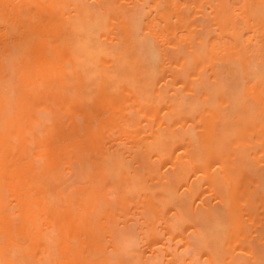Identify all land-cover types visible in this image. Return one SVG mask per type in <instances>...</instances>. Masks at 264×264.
Listing matches in <instances>:
<instances>
[{
    "label": "bare ground",
    "instance_id": "bare-ground-1",
    "mask_svg": "<svg viewBox=\"0 0 264 264\" xmlns=\"http://www.w3.org/2000/svg\"><path fill=\"white\" fill-rule=\"evenodd\" d=\"M85 1L0 0V264H242L235 260L237 246L250 256L261 252L264 0H147V23L120 0H96L100 18ZM197 15L207 25L195 23ZM197 27L207 29L206 38L197 39L200 48L193 43ZM140 30L150 40L138 42ZM93 35L95 47L87 42ZM236 77L240 96L229 89ZM210 80L213 92L204 85ZM220 109H233L234 116ZM132 161L135 168L148 161L139 168L143 177L130 170ZM255 162L263 165L256 173L248 168ZM166 163L175 173L182 168L173 197L168 187L155 185ZM203 191L225 204L219 208L226 215L211 214L215 208L204 202ZM186 197L205 204L201 216L209 211L214 225L227 216L219 227L227 232L215 228L228 234L217 233L225 248L221 243L206 251L198 224L190 226L196 219L187 215L191 209H173L189 207ZM253 237L261 247H253ZM229 246L234 260L225 254Z\"/></svg>",
    "mask_w": 264,
    "mask_h": 264
},
{
    "label": "rangeland",
    "instance_id": "rangeland-1",
    "mask_svg": "<svg viewBox=\"0 0 264 264\" xmlns=\"http://www.w3.org/2000/svg\"><path fill=\"white\" fill-rule=\"evenodd\" d=\"M88 2H90V4H89ZM120 2L122 3V5H123L127 10H128V8H130V9L133 8V13H134V12L136 13V11H137L138 13H141V14H137V17H136V18H138L139 15H140V17H139V21H141V22H145V21H146L145 23H147V20H148V19H146V18L148 17V16H147L148 14H147L146 12H148V11L150 10V9L148 8L149 5H147V4H148V3H147V0H145L144 3H142L140 0H120ZM85 3H88V4L90 5L89 8H90L92 11H94L95 13H97V15H99V13H100V8H98V7H99V4H98V2H97L96 0H86ZM141 3H142L143 5H142ZM88 4H86V5L89 6ZM138 5H139L140 7H139ZM123 6H122V8H123ZM137 7H138V8H137ZM122 8H121V9H122ZM136 9H137V10H136ZM145 9H146V10H145ZM95 10H97V11H95ZM101 10H102V9H101ZM139 10H140V11H139ZM142 10H144V11H142ZM124 11H125V10H124ZM131 11H132V10H131ZM131 11L128 10V12H130V13H131ZM133 13H131V14H133ZM145 14H147V15H145ZM151 14H152V13H151ZM97 15H96V14H93V16H95L96 18H97V17L100 18L103 14H102V12H101L99 16H97ZM144 15H145L146 17H144ZM152 15H154V14H152ZM152 15H151V16H152ZM197 16H198V18H197ZM197 16H196L195 18H197L198 20L194 18V19H195V23L199 22V23H197V24H199V25H200V22H202V23L205 22L204 25L207 23V21H205L206 19L204 20V19L201 18V17H203V16H201V15H197ZM200 16H201V17H200ZM203 18H204V17H203ZM145 19H146V20H145ZM200 19L203 20V21H201ZM95 23H96V22H95ZM206 25H207V24H206ZM105 26H106V25H105ZM202 27H203V25H202ZM116 28H117L118 30L120 29V28H118V26H116ZM197 28H199V27H197ZM204 28H205V27H204ZM204 28H202V29H204ZM195 29H196V28H195ZM202 29L199 28V29L195 30V31L199 34L197 38H194V37H196L197 35H195V34H192V35H191V38H194V40L192 39V40H193V43H194V42L196 43V42L198 41V42H197V43H198V44H197V47L193 44L196 48H200V47H202V43L199 42V40H197V39L200 38L201 36H202L201 38H206V36H207V34H206V33H207V32H206L207 29H206L205 31H204V30L202 31ZM200 30H201V33H202V32H204V33L201 34V33H200ZM148 34H149V33H148ZM204 34H206V35H204ZM94 35H95V36H96V35H99V33H98V34H94ZM94 35H93L90 39L87 40V42H89L88 44H89L90 46H92V45L95 43V41L98 39V37H100V35H99V36H96V37H95ZM178 35H179V34H178ZM194 35H195V36H194ZM203 35H204V36H203ZM142 36H144V37H142ZM146 36H147V37H146ZM180 36L182 37L181 34H180ZM180 36H178L179 41H180ZM94 37L96 38V40H95L94 42H91V40H94V39H92V38H94ZM138 37H139L141 40H140ZM145 37H146V38H145ZM142 38H144V39H146V40L149 38L148 40H150V36L145 35V33H143V31L140 30V31L138 32V35H137V41H138V42H141V41H142ZM174 38H176V36H174ZM178 38H176V39L178 40ZM100 39H101V37H100ZM148 40H147V41H148ZM167 40H168V39H166L165 43L167 42ZM171 40H173V39H171ZM196 40H197V41H196ZM97 41H99V40H97ZM103 41H104V40H103ZM204 41H205V39H204ZM100 42H102V41H100ZM175 42H176V40H175ZM106 43H107V42H106ZM170 43H171V42H170ZM199 43H200V44H199ZM140 44H141V43H140ZM140 44L138 43V45H140ZM172 44H173V43H172ZM178 44H180V43H178ZM95 45H97V43H96ZM101 45H102V44H101ZM101 45H99V46H101ZM108 45H109V44H108ZM165 45H169V46H170L171 44H165ZM182 45H183V46H182ZM182 45H180V46H182V47H180V46H179V47L182 48V49L184 50V49H185V47H184L185 45H184V44H182ZM152 46H153V45H152ZM169 46H168V47H169ZM171 46H172V45H171ZM173 46H175V45H173ZM93 47H95V46L93 45ZM107 47H108V46H107ZM117 47H118V46H117ZM165 47H167V46H165ZM186 47H187V46H186ZM98 48H99V47H98ZM101 48H102V46H101ZM119 48H120V46H119ZM172 48H173V47H172ZM106 49H107V48H106ZM116 49H117V48H116ZM120 49H122V48H120ZM166 49L169 50L170 48H166ZM182 49H180L181 52L183 51ZM113 50H114V49H113ZM168 50H166L167 53L170 52V51H168ZM172 50H173L174 53H176V51H174L175 49H172ZM120 51H121V50H120ZM120 51H119V52H120ZM153 51H154V50H151V53H152ZM121 52H123V51H121ZM183 52H186V49H185V51H183ZM114 53H115V52H114ZM116 54H117V53H116ZM118 54L120 55V53H118ZM169 54L172 55L171 52H170ZM167 55H168V54H167ZM123 56H124V55H123ZM123 56L120 55L121 58H122ZM114 57H116V56H114ZM168 57H171V56H168ZM166 61H169V59L167 58ZM222 64H223V63H222ZM116 65H117V64H116ZM223 65H224V66H228V64H223ZM153 67H154V68H153ZM155 68H156V67H155L154 65H150V66H149V71L154 72V71H155ZM220 68H221V67H220ZM220 68H219V69H220ZM222 69H223V68H222ZM256 70H257V67H256ZM234 75H236V74H234ZM234 75H232V77H233ZM237 75H238V74H237ZM204 77H206V76H204ZM207 77H208V76H207ZM218 77H221V78H222V77H225V76L220 75V76H218ZM237 78H238V77H236L235 80L238 81L239 78H238V79H237ZM240 78H242L241 75H240ZM205 79H206V80H205ZM209 79H210V78H208V79H207V78H204V81H207V80H209ZM222 79L224 80V82L227 81V80L224 79V78H222ZM230 80H231V79H230ZM230 80H229V81H230ZM232 80H234V78H233ZM235 80H234V81H235ZM218 81H219V79H218ZM220 81H222V80H220ZM220 81H219V82H220ZM234 81H230V82L232 83V82H234ZM241 82H243V81L241 80ZM212 83H213V82H212ZM212 83H211V80H210V83L207 82V84L204 83V85H205V86L207 85V86H208L207 88L210 89V88H211L210 86H211ZM222 83H223V82H222ZM227 83H229V82L223 83V85H226V86H227ZM231 83L228 84V86L231 87V85L233 84V85H232V88H229V87H228V88L230 89V92H234V93L236 94V92H238V90L240 89V88H237V85H240V83H239V81H238V83H236V82H234V83H232V84H231ZM209 84H210V85H209ZM213 84H214V83H213ZM235 84H237V85H236L237 90L235 89V86H234ZM244 84H245V83H244ZM214 85H215V84H214ZM215 86H216V85H215ZM215 86L212 85V90H214L213 88H215ZM238 87H239V86H238ZM241 87H243V86H241ZM233 88H234V91H231V90H233ZM241 89H242V88H241ZM212 90L210 89V91H212ZM239 91H241V90H239ZM212 92H213V91H212ZM212 92H211V94H214V93H212ZM234 93H233V94H234ZM230 94H231V96L235 97L234 95H232V93H230ZM238 95L240 96L239 92H238V94H236V96H238ZM215 100H216V98L213 97V102H214ZM250 105L252 106L251 103H250ZM250 105L247 103L248 108H249ZM251 106H250V107H251ZM251 108H252V107H251ZM220 110H221V111H222V110H225V111L227 112V110H229V109H227V110H226V109H220ZM225 111H222V114H223V112H224L225 114H223V115L227 116V115H226L227 113H226ZM229 111H230V110H229ZM232 111H233V109H231V111L229 112L230 115H229V113H228V115H229V116H227L228 119H229V117L231 118V115H232L231 112H232ZM238 111H240V110H239V109L236 110L235 113H238ZM233 113H234V112H233ZM239 113H241V111H240ZM250 113H251V112H250ZM239 115H242V113L239 114ZM232 116H234V115H232ZM186 124H187V122H186ZM180 125H181L180 123H177V124H176L177 127H180ZM229 126H231V125H229ZM229 126H228V127H229ZM228 129H229V128H228ZM226 131H228V130H226ZM228 132H229V131H228ZM179 150H180V149H179ZM179 150H177V152H179ZM236 150H238V149H235L234 151H236ZM252 150H253V149H252ZM248 151H250V150H248ZM164 152H165V151H164ZM237 152H238V151H236V153H237ZM135 153H136V154H134V156L137 155V152H135ZM146 153H147V152H146ZM146 153H144V155L141 154V156H143V159L146 158L147 155H148V156L150 155V153H148V154H146ZM161 153H163V152H161ZM238 153H239V152H238ZM238 153H237V155H238ZM165 154H166V153H165ZM178 154H179V153H177L175 156H178ZM180 154H182V151H181V150H180ZM139 155H140V154L137 155V158H138L139 160H140V159L142 160V157H140ZM145 155H146V156H145ZM152 155H153V154L151 153L150 158H153ZM161 155H163V154H161ZM161 155H159V157H160V159L163 161L165 158L162 159V158H161ZM134 156H133V157H134ZM184 156H185V155H184ZM184 156H181V158H180L179 164H181V165H182V164L184 163V161H185ZM246 157L248 158L249 155H247ZM135 158H136V156H135ZM137 158H136V159H137ZM147 158H149V157H147ZM147 158H146V160H149V159H147ZM154 158H156V159H154L155 161H158V162H157V165H162V164H158V163L160 162V160H157V157H156V156H155ZM240 158H241V157H240ZM247 158H246V160L249 161V162L247 161L248 163H251V162H252L251 165H253V162L256 161V160L253 159V158H252V159H253L254 161H252L250 157H249L250 159H247ZM133 159H134V158H133ZM133 159H131V160H133ZM136 159H134V163H135V164L138 163V162L135 161ZM241 160H242V159H241ZM149 161H150L149 164H151V159H150ZM141 162H142V161H141ZM237 162L240 163L241 161L237 160ZM126 163H128V161H127ZM134 163H133V161H132V169H130V170H133V167H134V168L136 167ZM143 163H144V161H143ZM143 163H141V164L143 165V167L141 166V164H140V166H141L143 169H144L145 167L147 168L146 165L148 164V161H147V163H146V161H145V164H143ZM152 163H154V162H152ZM155 163H156V162H155ZM256 163H257V162H255L254 165H255ZM128 164H129V163H128ZM128 164H127V166H128ZM245 164H247V163H245ZM133 165H134V166H133ZM136 165H137V164H136ZM152 165H154V164H152ZM157 165H156L155 169L158 168ZM247 165L249 166L250 164H247ZM247 165H245V166H247ZM256 165H257V167H254V166H253L252 168H251V166H250V167L247 166V167L250 168V169H249L250 171H251V169L254 170V168H255L257 171H258V170L260 171V169H258V166H259V167H260V166L263 167L262 164H256ZM140 166H137V168L134 169L133 173H136V172H137V169H138V171H140V170H139ZM144 166H145V167H144ZM150 166H151V165H150ZM163 166H164V165H163ZM148 167H149V166H148ZM130 168H131V165H130ZM151 168H152V167H151ZM161 168L164 170V173H162L164 179H163V178H162L163 180L161 179V175H159L160 178H159V177H158V178L161 179L163 182L165 181V182H164L165 184L163 183V184L161 185L162 181H161V182H158L157 180H155V181H157V183H155V185L157 184L156 186H158V185L160 184L159 186H161V187H163V188H164V186H165V187H168L169 190H167V191L170 192V194L172 195L171 197L176 196V195L173 194V190H176V189H177V191H178V187H177L176 189H174V188H175L176 186H180V184L177 185V184L179 183V181H177V179L180 177V175H179V177L177 178V174L180 173V170H182V168H178V169H176V173L174 172L175 169H173V167L170 165V163H166L165 166H164V168H163L162 166H161ZM161 168H160V169H161ZM165 168H166V169H165ZM263 168H264V167H263ZM140 169H141V168H140ZM160 169H159V170H160ZM179 169H180V170H179ZM145 170H146V169H145ZM157 170H158V169H157ZM253 170H252V171H253ZM256 170H254V172H255ZM135 171H136V172H135ZM259 171H258V172H259ZM262 171H264V170L261 169V172H260V173H262ZM140 172H141V174L143 173V171H140ZM140 172H139V174H140ZM145 172H146V171H145ZM145 172H144V174H145ZM158 172H159V171H158ZM258 172H257V173H258ZM68 173H69V172H68ZM137 173H138V172H137ZM159 173H160V172H159ZM159 173H158V174H159ZM255 173H256V172H255ZM66 174H67V173H66ZM139 174H138V175H139ZM141 174H140V175H141ZM144 174H142V177L144 176ZM187 174H188V173H187ZM68 175H70V173H69ZM71 175H72V174H71ZM135 175H136V174H135ZM138 175H136V177H138ZM140 175H139V176H140ZM188 175H189V174H188ZM188 175L185 176L184 178L189 177ZM260 175L264 176V172H263V174H260ZM67 177H68V176H67ZM70 177H71V176H70ZM70 177H69V178H70ZM63 178H64V180H62V182H63V181L66 182L67 178H66V180H65V177H63ZM180 178H182V177H180ZM71 179H72V178H71ZM73 179H76V178H73ZM139 179H140V178H139ZM142 179H143V178H142ZM142 179L139 180V181L142 182ZM159 179H158V180H159ZM165 179H166V180H165ZM261 179H262V177H261ZM68 180H70V179H68ZM137 180H138V179H137ZM143 180H145V179H143ZM180 180L182 181V179H180ZM71 181H72V180H71ZM73 181H74V180H73ZM68 182H70V181H68ZM141 182H140V183H141ZM143 182H146V184L148 183L147 180H146V181H143ZM261 182H262V180H261ZM66 183H67V182H66ZM153 183H154V182H153ZM166 183L169 184V185H167ZM180 183H181V182H180ZM262 183H263V182H262ZM74 184H76V183H74ZM141 184H143V183H141ZM150 184H152V183H150ZM263 184H264V183H263ZM263 184H262V185H263ZM139 185H140V184H139ZM166 185H167V186H166ZM171 185H172V186H171ZM65 186H67V184H66ZM68 186H69V185H68ZM141 186H143V185H141ZM147 186H148V185H147ZM153 186H154V184L151 185L150 188H153ZM156 186H154V188H156ZM159 186H158V187H159ZM263 186H264V185H263ZM63 187H64V186H63ZM70 187L72 188L73 186H70ZM158 187H157V188H158ZM64 188H66V187H64ZM68 188H69V187H68ZM159 188H160V187H159ZM166 189H167V188H166ZM172 189H173V190H172ZM217 189H219V188H217ZM70 190H71V189H70ZM157 190H158V189H156V193H163V192H159V191H157ZM164 190H165V188H164ZM171 190H172V191H171ZM182 190H183V189H182ZM182 190H181V191H182ZM202 190H203V189H202ZM219 190H220V189H219ZM219 190L216 191L217 194L220 193L219 195H221V193H222V194L224 193V192H222L223 190H221V192H220ZM161 191H163V189H162ZM165 191H166V190H165ZM181 191H180V194L182 193ZM184 191H185V193H184ZM192 191H193V190H192ZM204 191H205V190H204ZM204 191H203L202 193L204 194V196L206 195V196L208 197V198H206V197H204L203 194H202V197L204 198V202H206L207 205H208L210 208L213 207V208H212V211H213L214 208H215L214 212H212V213L210 212V213H211L213 216H215L214 214H216V215H217V214H224V213H223V211H224L223 209L226 208V207L224 206L225 204H222V205H221V203L218 202V200H215L214 197L212 196V192H211V191H206V193H205ZM174 193H175V192H174ZM176 193H177V192H176ZM183 193H184L183 195L186 196V195H187L186 193H188V191H187V190H183ZM193 193H195V192H193ZM193 193H192V196H193ZM177 194H178V193H177ZM161 195H162V194H161ZM163 195H165V193H164ZM166 195H167V194H166ZM189 195H190V194H189ZM224 195H225V194H224ZM167 196H169V194H168ZM167 196H165V198H169V197H167ZM194 196H196V193H195ZM162 197H163V196H162ZM162 197H161V198H162ZM187 197H188V196H187ZM187 197H186V200H185V199H184V200H185L186 203L188 202L187 204H189V207H190V208L187 207V208H184V209H183L184 206L182 207L181 204H180V205H179V204H172V205H174V206H172L173 209H174V208H175V209H176V208H177V209H180V208H181V211H182V210H186V211H187V209H191V210H188L186 213H187L188 216H191L190 218H192V216H193V217L195 216L196 219H195V220H192L193 223H190V226H191V225H195V226H196V224H198V225L196 226V229L198 230V229L200 228L199 230H200L201 235H202V237H203V241H202V242H203V244H204V249H205L206 251H209L211 248H212L211 250H215V249H216V246H218V248H219L220 246L222 247L221 243L224 244L223 246H224V248H225V247H226V246H225V245H226V244H225V240L223 241L224 238H223V237H220L218 234H220L222 231H223V232H224V231L227 232V227H226V229L221 230V229H223V228L226 226V225H223V222L226 223L227 220H228V219H225V217L227 218V216L223 217V216L226 215V214H224V215L222 216V217H223L222 220H221V218H220V220L217 218V219L220 221V223H221L222 225L219 223V221H217V222L219 223V225H218V223H217V224L215 223L216 225H214V224H213V221H214L215 218H212V215H209V211H205V212H208L207 216H205L206 214L203 216L205 219L201 216V213L206 209L205 204L199 202V201H200L199 199H195L196 197H190V200L187 201V200H188ZM221 197H224V198L226 199L225 196H221ZM163 198H164V197H163ZM165 198H164V199H165ZM192 198H194L193 201L191 200ZM205 198H206L209 202H208V201H205ZM213 199H214L215 201H214ZM167 200H168V199H167ZM184 200H183V201H184ZM168 202H169V201H168ZM171 202H174V203H175V200H174V201H171ZM189 202H192V204L189 203ZM224 202H225V200H224ZM169 203H170V202H169ZM210 203H211V204H210ZM219 203H220V204H219ZM190 204H191L192 206H191ZM209 204H210V205H209ZM175 205H176V206H175ZM178 205H179V206H178ZM184 205H186V204H184ZM218 205H219V206H218ZM220 205H221L222 207H223V206H224V207L221 208ZM169 206H170V205H169ZM195 206H196V207H195ZM209 207H208V208H209ZM219 207H220L223 211H221V209H220ZM195 208H196V209H195ZM210 208H209V210H210ZM216 208H217V209H216ZM166 209H167V208H166ZM166 209H165V210H166ZM169 209H171V207L168 208V210H169ZM206 210H207V209H206ZM219 210H220V211H219ZM195 211H196V212H195ZM218 211H219V212H218ZM166 212L168 213L167 210L165 211V213H166ZM171 212H173V211H171ZM215 212H216V213H215ZM220 212H221V213H220ZM192 213H193V214H192ZM195 213H198V214H195ZM203 213H204V212H203ZM213 213H214V214H213ZM225 213H226V211H225ZM199 214H200V217L198 216ZM165 215H167V214H165ZM185 215H186V214H185ZM208 215H209V218L211 217L212 219L207 220L208 218H206V217H208ZM188 216H186L185 219H188V218H187ZM217 216H220V215H217ZM125 218H126V217H125ZM127 218H129V216H127ZM131 218L133 219V217H131ZM202 218H203V219H202ZM119 219H120V218H119ZM129 219H130V218H129ZM173 219H174V218H173ZM192 219H194V218H192ZM223 219H225L226 221H223ZM260 219L264 220L263 218H260ZM120 220H121V219H120ZM120 220L118 221L119 226H118V224L116 225V226L118 227L117 230L122 229V228L124 227V225H121V224H123V221H122L123 219H122L121 221H120ZM127 220H128V219H127ZM203 220H204V221H203ZM206 220H207V221H206ZM210 220H211V222H210ZM212 220H213V221H212ZM222 221H223V222H222ZM119 222H120V223H119ZM121 222H122V223H121ZM188 222H189V221H188ZM188 222H187V223H188ZM190 222H191V219H190ZM194 222H196V224H195ZM206 222H207L208 224H207ZM214 222H215V221H214ZM116 223H117V222H116ZM205 223H206V224H205ZM261 223H262V222H261ZM131 224H132V223H131ZM203 224H205V225H203ZM211 224L214 225V226H211ZM255 224H256V223H255ZM120 225H121L122 228L120 227ZM250 225H251V224H249V226H250ZM263 225H264V223H263ZM263 225H262V226H263ZM128 226H129V224H128ZM183 226H184V225H183ZM186 226H189V225L187 224V225H185L184 227H186ZM203 226H204V227H203ZM221 226H222V228L220 229L219 227H221ZM227 226H228V225H227ZM249 226H248V227H249ZM254 226H255V225H254ZM119 227H120V228H119ZM259 227L261 228V226H259V225H258V226H255V227H253V225H252L250 228H252L253 230H254V228H255V229L257 228V230H259V229H258ZM129 228H130V227H129ZM129 228H127V229H129ZM181 228H182V226H181ZM181 228H180V232H181V234L184 233L183 235H185V233H189V232H185L186 230L184 231V228H183V229H181ZM211 228H212V229H211ZM215 228H219V229H216V230H217V231L221 230V232L219 231L220 233L217 232V233H218V234H217ZM250 228H248V229H250ZM135 229H136V228H135ZM177 229H179V227H178ZM205 229H206V230H205ZM263 229H264V227L262 228V230H263ZM124 230H125V232L127 231L126 229H124ZM124 230H123L122 235H123V234L125 235ZM181 230H183V232H182ZM190 230H191V229H189V231H190ZM135 231H136V230H135ZM187 231H188V230H187ZM251 231H252V230H251ZM118 232L121 233L120 230H119ZM127 232H129V231H127ZM180 232H179V230H178V232L176 231L175 233H176V234L178 233V236H179V235H180ZM212 232H213V233H212ZM248 232H249V230H248ZM248 232H247V233H248ZM258 232H259V231H258ZM190 233H191V231H190ZM224 233H225V232H224ZM261 233H262V232H261ZM261 233H259V234L262 235ZM132 234H133V233H132ZM135 234H136V233H135ZM135 234H134V235H135ZM206 234H207L208 237L205 236ZM215 234H216V235H215ZM253 234H255V233H253ZM263 234H264V233H263ZM119 235H120V234H119ZM134 235H132V237H133ZM136 235H137V234H136ZM136 235H135V236H136ZM183 235H182V238H183ZM187 235H188V234H187ZM220 235H222V236L225 235V236H226V235H228V234H227V233H226V234H223V233H222V234H220ZM248 235H251V232H250V234H248ZM125 236H126V235H125ZM127 236H128V235H127ZM190 236H193V234L189 235V237H190ZM121 237H122V236H121ZM132 237H131V238H132ZM136 237H138V236H136ZM136 237H135V238H136ZM161 237H162V235H161ZM184 237H185V236H184ZM218 237L222 238V240L219 239ZM255 237H256V236H255ZM255 237H253V238H255ZM257 237H258V235H257ZM124 238H125V237H124ZM162 238H164V237H162ZM213 238H214V239H213ZM260 238H261V237H259V239H260ZM217 239H219L221 242H219V240H217ZM227 239H228V238H227ZM227 239H226V240H227ZM136 240H137V239H136ZM136 240H135V241H136ZM169 240H170V239H168V241H169ZM251 240H252V238H251ZM255 240L258 241L257 238H255ZM178 241H180V240H178ZM214 241H216V242H214ZM227 241H228V240H227ZM256 241H255V242H256ZM126 242H127V241H126ZM132 242H134V241H131V242H128V243L132 244ZM171 242H172V241H171ZM253 242H254V240H253ZM137 243H138V242H137ZM137 243H136V244H137ZM168 243H169L170 245L172 244V243H170V241H169ZM180 243H181V241H180ZM180 243H177V244H180ZM217 243H218V244H217ZM243 243H244V242H243ZM246 243L248 244V242H246ZM249 243H251V242H249ZM258 243H259V241H258ZM258 243H256V244H255V243H251V244H254L255 246H253V247H256V248H257V245H258L259 247H261V246H260L261 243H259V244H258ZM109 244H110V243H109ZM126 244H127V243H126ZM130 244H129V245H130ZM136 244H135V245H136ZM182 244H183V242H182ZM251 244H249V245H251ZM263 244H264V243H263ZM180 245H181V244H180ZM219 245H220V246H219ZM238 245H239V244H238ZM249 245H248V246H249ZM178 246H179V245H178ZM178 246H177V247H178ZM242 246H243V245H242ZM179 247H180V246H179ZM230 247H231V246H229V248H228V247L226 248L227 251L224 250V251H226V253H225L224 251H222V252L225 253V254H227L228 251H229L228 253H232V254H233V256H232V260H234V258H233V257L235 256L234 253H236V254H238L236 257H238V258H239V257H242V258L237 259V258L235 257V260L239 261V260L243 259V260L239 261L240 263L242 262V264H244V263H246V264H251V263L254 264V263H259V262H261L262 264H264V262H263L264 259H262L263 261H262V260H260V261L258 260V261H257L256 259H259L260 257H259V258H255L256 255H257V257H258V256H259L258 254L262 253L264 249H263V250L260 249V251L262 250L261 252H255V253H256V254L254 253L255 255L250 256V254H249V253H251V252H249L250 250H249V251H246V254H245V252H242V251H245V250L243 249V247H242V249L240 248V249L242 250V251H241V250H239V247L237 246V247L235 248L236 252L233 253V252H232L233 250H232ZM245 247H246V246H245ZM259 247H258V248H259ZM263 247H264V245H263L261 248H263ZM224 248H223V249H224ZM250 248H251V247H250ZM256 248H254V251H255ZM228 249H229V250H228ZM211 250H210V252H212ZM216 250H217V249H216ZM246 250H247V249H246ZM206 251H204V252H206ZM230 251H231V252H230ZM251 251H252V250H251ZM254 251H252V253H253ZM258 251H259V250H258ZM210 252H209V253H210ZM222 252H221V251H218V253H220V254H221ZM241 252H242L243 254H242ZM223 253H222V254H223ZM212 254H213V253H212ZM212 254L210 253V255H212ZM214 254H216V253H214ZM247 254H249V255L247 256ZM263 254H264V252H263ZM227 255H228V254H227ZM229 255H230V254H229ZM229 255H228V256H229ZM251 255H252V254H251ZM260 255H261V254H260ZM214 256H215V255H214ZM214 256H213V257H214ZM224 256L226 257V255H223V257H224ZM254 256H255V257H254ZM218 257H220V256H218ZM221 257H222V256H221ZM221 257L218 258L217 260L221 259ZM229 257H230V256H229ZM204 258H205V257H204ZM204 258H202V259H204ZM230 258H231V257H230ZM261 258H264V256L262 255ZM226 259H227V258H225V260H226ZM254 259H255V260H254ZM223 260H224V259H223ZM223 260H222V262L224 263ZM255 261H256V262H255ZM226 262H227V260H226ZM232 262H233V261H232ZM235 262H236V261H235ZM235 262H233L232 264H235ZM219 263L221 264V262H219ZM219 263H218V264H219ZM224 264H225V263H224ZM226 264H231V262H229V263L227 262ZM238 264H239V263H238ZM259 264H260V263H259Z\"/></svg>",
    "mask_w": 264,
    "mask_h": 264
}]
</instances>
